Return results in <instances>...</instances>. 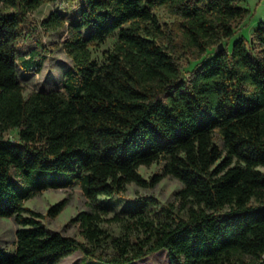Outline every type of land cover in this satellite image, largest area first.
I'll return each mask as SVG.
<instances>
[{"label":"trees","instance_id":"obj_1","mask_svg":"<svg viewBox=\"0 0 264 264\" xmlns=\"http://www.w3.org/2000/svg\"><path fill=\"white\" fill-rule=\"evenodd\" d=\"M56 1L0 0V217L18 225L0 264H56L75 251L129 264L160 249L169 264H264V20L227 49L250 16L243 0H83L75 15L59 6L32 17ZM160 6L173 22L160 20ZM61 28L72 61L62 88L25 97L17 67L39 72L48 51L41 33ZM113 35L93 57L90 47ZM28 39L37 47L20 55ZM183 54L196 61L188 70ZM12 129L16 141L5 138ZM160 159V172H138ZM165 176L181 187L160 207L147 197L110 213L98 200ZM75 181L89 207L71 219L82 239L40 220L57 216L66 197L45 214L25 205Z\"/></svg>","mask_w":264,"mask_h":264},{"label":"rangeland","instance_id":"obj_2","mask_svg":"<svg viewBox=\"0 0 264 264\" xmlns=\"http://www.w3.org/2000/svg\"><path fill=\"white\" fill-rule=\"evenodd\" d=\"M83 0H58L55 3L47 2L32 13V17L36 20L42 19L47 13L63 6V16L75 15ZM240 5L245 6L250 11V16L244 22V25L239 29L234 37L229 40L227 49H230L233 40L240 34L246 38H250L253 28L260 21L264 20V0H243ZM162 22L171 23L175 17L170 14L164 6L153 8ZM88 28L83 29V34L86 35ZM66 37V29L61 28L56 31L41 33V42L47 47L46 58L39 72H25L19 66L17 67V75L20 83L23 85V95L25 97L33 90H49L61 89L65 71L72 65L71 59L65 54L61 41ZM115 36H110L106 42L94 44L90 47L92 56L101 59L104 50L112 47ZM37 47L36 39H28L18 43L20 55H26L31 48ZM215 50V48H214ZM212 50H208L210 53ZM189 56L182 55L184 70L190 69L196 61L188 63ZM5 138L10 141L17 140V130L12 129L5 134ZM220 145L221 140L215 138ZM163 160L145 166L140 165L138 172L144 177L149 178L153 174L161 171ZM181 183L172 176L163 177L154 187L145 188L134 184L133 182L126 185V190L122 194L113 196H98V200L111 207V212H119L123 209L134 210L140 206L147 197H153L157 207L162 206L166 202L174 198L175 193L180 189ZM66 197L67 203L64 209L54 218L48 216L42 217L40 220L44 226L51 231H61L66 234L74 235L82 239L79 234L77 222H72L71 219L81 210H89L86 198L83 196L79 182L75 181L71 186L65 188H49L42 193L25 201V205L33 210L45 214L47 208ZM107 228L114 234L120 232V227L116 224H105ZM18 225L11 217H0V246L6 248L8 252L13 249L15 239V230ZM56 264H109L97 260L92 257H85L80 251H75ZM129 264H169V258L166 249H160L146 257L138 259Z\"/></svg>","mask_w":264,"mask_h":264},{"label":"water","instance_id":"obj_3","mask_svg":"<svg viewBox=\"0 0 264 264\" xmlns=\"http://www.w3.org/2000/svg\"><path fill=\"white\" fill-rule=\"evenodd\" d=\"M224 49H225L224 43L219 42L218 45L215 47V52L218 54L221 53Z\"/></svg>","mask_w":264,"mask_h":264}]
</instances>
